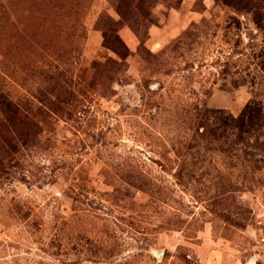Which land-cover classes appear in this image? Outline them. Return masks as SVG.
I'll list each match as a JSON object with an SVG mask.
<instances>
[{"label": "rangeland", "instance_id": "rangeland-1", "mask_svg": "<svg viewBox=\"0 0 264 264\" xmlns=\"http://www.w3.org/2000/svg\"><path fill=\"white\" fill-rule=\"evenodd\" d=\"M0 264H264V0H0Z\"/></svg>", "mask_w": 264, "mask_h": 264}, {"label": "trees", "instance_id": "trees-1", "mask_svg": "<svg viewBox=\"0 0 264 264\" xmlns=\"http://www.w3.org/2000/svg\"><path fill=\"white\" fill-rule=\"evenodd\" d=\"M255 18L258 23H261V18L258 14L255 16ZM7 105L9 107L10 103H8ZM262 112V109L257 107L254 103H249L242 111L240 116L236 119L232 118L231 121L236 122L238 125L237 127H239L240 129L246 128L248 129L247 131H249V129H254L257 124L261 121Z\"/></svg>", "mask_w": 264, "mask_h": 264}]
</instances>
